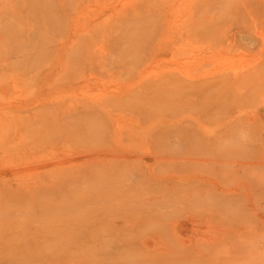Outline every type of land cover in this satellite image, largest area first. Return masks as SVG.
Returning a JSON list of instances; mask_svg holds the SVG:
<instances>
[{"label": "rangeland", "instance_id": "374dc122", "mask_svg": "<svg viewBox=\"0 0 264 264\" xmlns=\"http://www.w3.org/2000/svg\"><path fill=\"white\" fill-rule=\"evenodd\" d=\"M254 66L258 81L225 96L239 94L236 104L216 102L213 85L191 91L186 82ZM263 79L264 0H0V264H264V95L260 105L252 98ZM254 106L261 124L246 129L238 118ZM229 123L252 139L219 137L218 146L212 136Z\"/></svg>", "mask_w": 264, "mask_h": 264}, {"label": "bare ground", "instance_id": "6f19581e", "mask_svg": "<svg viewBox=\"0 0 264 264\" xmlns=\"http://www.w3.org/2000/svg\"><path fill=\"white\" fill-rule=\"evenodd\" d=\"M233 3H234V1H233ZM229 4H230V3H229ZM234 5H236V2H235ZM230 21H231V20H230ZM254 21H255V20H254ZM258 26H259V25H258ZM258 26H257V27H258ZM254 27H256L255 24H254ZM257 27H256V28H257ZM230 28H231V27H230ZM254 29H255V28H254ZM227 33H228V32H227ZM227 33H226V34H227ZM231 33H232V32H231ZM240 33H241V32H240ZM224 36H225V35H224ZM231 38H232V37H231ZM231 38H226V39L228 40V43H227V44H228V45H227L228 47H227V48H229V49L233 48V47H234V44H235L234 41L232 42V40H230ZM243 38H244V36H243ZM226 39H225V40H226ZM241 40H242V39H241ZM241 42H242V41H241ZM224 43H225V42H224ZM134 45H135V44H134ZM235 45H236V44H235ZM133 47H134V46H133ZM236 48H237V47H236ZM225 49H226V48L224 47V50H225ZM234 50H235V49H234ZM134 51H135V50H134ZM134 51H132V53H133ZM237 51H238V49H237ZM243 51H244V50H243ZM233 52H234V51H233ZM243 53H244V52H243ZM247 53H248V52H247ZM252 56H253V55H252ZM261 60H262V59H261ZM261 60H260V61H261ZM126 61H127V60H126ZM121 63H122V62H121ZM121 63H120V64H121ZM127 64H128V63H127ZM121 66H122V65H121ZM135 66H136V65H135ZM117 67H118V66H117ZM178 69H179V68H178ZM258 69H259V67L256 68V67L254 66V67H251L249 70H246V71H244V72H235V71H234L233 73H230V72H228V70L226 71L225 69H220V68H219V70L217 69V71L214 70V72L210 74V77H208L207 75H205V76H198V77H196V76H195V77H194V76H191L186 82L189 83L188 85H189V88H191V91H192V90H195L194 88L197 89V88L200 87V85L202 86V85H204V84L209 85V88L212 89V85H213V90L216 91V93H215V94H216V98H215L214 100H216V102H218V101H219V102H220V101H224V103L227 105L228 102L233 101L234 99L237 100V98H238V96H239V94H238L237 97L235 96L236 98L234 97V99H233V97H232V99H231L230 101H228V100H226V98H225V96H227V97L229 98V96L226 95V94H227V93L230 94L231 92L229 93L228 91H230V90H232V89H234V88H237V87H238V88H241V87H242L241 89H244L245 86L250 85V83H248L249 81H250V82H255V83H256V82L258 81V79L260 78L259 75L263 74L262 70H261L260 72H258V71H257ZM260 69H261V68H260ZM124 70H125V69H124ZM189 70H190V69H189ZM232 71H233V70H232ZM154 72H155V71H154ZM174 72H175V71H174ZM174 72H173V76H174V78L176 79L177 76L175 75ZM191 72H192V70H191ZM261 72H262V73H261ZM155 73H156V72H155ZM260 73H261V74H260ZM113 75H114V74H113ZM181 75H182V74H181ZM118 77H119V76H118ZM157 77H158V76H157ZM160 78H161V76H160ZM162 78H163V77H162ZM164 78H165V77H164ZM164 78H163V79H164ZM206 79H209V81H207V82H205V83H202V82L205 81ZM183 80H184V79H183ZM263 80H264V79H263ZM247 81H248V82H247ZM173 82H174V81H173ZM179 82H180V80H179ZM181 83H182V81H181ZM186 85H187V84H186ZM206 85H204V86H206ZM255 85H256V84H255ZM263 85H264V84H263ZM160 86H161V85H160ZM171 86H172V85H171ZM173 86H174V85H173ZM176 86H177V85H176ZM248 87H249V86H248ZM189 88H187V91H188ZM214 88H215L216 90H215ZM249 88H250V87H249ZM255 88H257V87L255 86L254 89H253V87H252L253 91L256 90ZM118 89H119V88H118ZM118 89H117V90H118ZM160 89H161V88H160ZM180 89H182V88H180ZM211 89H209V90H211ZM173 90H174V89H173ZM177 90H178V89H177ZM183 90H184V89H183ZM198 90H199V89H198ZM209 90H208V91H209ZM145 91H146V90H145ZM187 91H186V92H187ZM191 91H190V92H191ZM201 91H202V90H201ZM214 91H211V92H214ZM238 91H239V90H238ZM238 91H237V92H238ZM249 91H252V90L250 89ZM249 91H247V92L249 93ZM258 91H259V90H258ZM174 92H175V91H174ZM182 92H183V91H182ZM193 92H194V91H193ZM116 93H117V92H116ZM157 93H158V92H157ZM177 93H178V92H177ZM180 93H181V92H180ZM187 93H188V92H187ZM191 93H192V92H191ZM191 93H190V94H191ZM239 93H240V92H239ZM245 93H246V92H245ZM250 93H251V92H250ZM255 93H256V92H255ZM165 94H166V93H165ZM169 94H170V93H169ZM172 94H174V93H172ZM188 94H189V93H188ZM194 94H195V93H194ZM197 94H199L198 91H197ZM203 94H204V93H203ZM205 94H206V93H205ZM209 94H210V93H209ZM136 95H137V94H136ZM163 95H164V93H163ZM175 95H176V94H175ZM175 95H174V96H175ZM236 95H237V94H236ZM250 95H251V94H247V95H246V98H247V96H248V98H249ZM263 95H264V88H263V90H261L260 93L257 92L256 94H254V96H252V98H253V102L255 101V103H256V104L254 103L255 105H260L259 103H261V102L263 101V99H260V97H262ZM165 96H166V95H165ZM171 96H172V95H171ZM182 96H183V94H182ZM189 96H190V95H189ZM232 96H234V95H232ZM135 97H136V96H135ZM149 97H150V96H149ZM161 97H162V96H161ZM166 97H167V96H166ZM172 97H173V96H172ZM183 97H184V96H183ZM205 97H206V95H205ZM109 98H110V97H109ZM169 98H170V96H169ZM174 98H175V97H174ZM223 98H224V99H223ZM246 98H244V99L246 100ZM197 99H200V98H197ZM244 99H243V101H245ZM93 100H94V99H93ZM134 100H135V99H134ZM147 100H148V99H147ZM156 100H157V99H156ZM170 100H171V99H170ZM179 100H180V98H179ZM191 100H192V99H191ZM210 100H212V97L210 98ZM210 100H209V102H210ZM99 101H101V100H99ZM120 101H121V100H120ZM227 101H228V102H227ZM240 101H241V99H240ZM243 101H242V102H243ZM249 101H250V100H249ZM83 102H84V101H83ZM207 102H208V100H207ZM117 103H118V102H117ZM173 103H174V102H173ZM232 103H235V104H236V101H235V102L233 101ZM245 103H246V101H245ZM128 104H129V103H128ZM157 104H158V102H157ZM206 104H207V103H206ZM216 104H217V103H216ZM225 104H223V105H225ZM230 104H231V102H230ZM235 104H232V106L235 105ZM240 104H241V103H240ZM141 105H142V104H141ZM199 105H200V104H199ZM220 105H221V104H220ZM242 105H243V103H242ZM246 105H247V103H246ZM145 106H146V105H145ZM154 106H155V105H154ZM154 106H153V107H154ZM240 106H241V105H240ZM163 107H164V106H163ZM174 107H175V106H174V104H173V108H172V109H174ZM177 107H178V106H177ZM200 107H201V105H200ZM202 107H203V106H202ZM226 107H228V106H226ZM236 107H238V105H236ZM248 107H249V106H248ZM263 107H264V105H263ZM112 108H113V107H112ZM131 108H132V107H131ZM145 108H146V107H145ZM148 108H149V107H148ZM148 108H147V109H148ZM160 108H161V106H160ZM167 108H168V106H167ZM191 108H192V106H191ZM215 108H216V107H215ZM228 108H229V107H228ZM232 108H235V106L232 107ZM246 108H247V107H246ZM246 108H245V109H246ZM250 108H251V107H250ZM252 108H253V105H252ZM252 108H251V109H252ZM72 109H73V108H72ZM122 109H123V108H122ZM156 109H157V108H156ZM180 109H181V108H180ZM189 109H190V108H189ZM77 110H78V109H77ZM149 110H150V109H149ZM151 110H152V109H151ZM170 110H171V109H170ZM170 110H169V111H170ZM185 110H186V109H185ZM215 110H217V109H215ZM222 110H223V109H222ZM222 110L219 109L218 112H216V113L218 114L219 111H222ZM240 110H241V109H240ZM240 110H238V111H240ZM249 110H250V109H249ZM116 111H117V110H116ZM135 111H136V110H135ZM147 111H148V110H147ZM157 111H158V109H157ZM159 111H160V110H159ZM198 111H199V110H198ZM200 111H201V110H200ZM213 111H214V110H213ZM213 111H212V112H213ZM232 111H233V110H232ZM243 111H244V109H243ZM250 111H253V112H254L252 115H251L252 112L249 114V115H251L250 117H245L246 115L243 117V115H242L241 118H238L239 122L241 123V126L244 127V128H246V129H247V128H248V129H252V128H250L252 125L254 126V125L258 124V125H256V126H259V125L261 124V123L259 124L260 119L262 118V115H260L261 112H262L261 109H259L257 106H254V110H250ZM122 112H123V111H122ZM127 112H128V111H127ZM160 112H162V111H160ZM160 112H159V113H160ZM174 112H175V110H174ZM179 112H180V111H179ZM195 112H196V111H195ZM202 112H203V111H202ZM223 112H225V109H224ZM234 112H235V111H234ZM240 112H241V111H240ZM130 113H131V112H130ZM155 113H158V112H155ZM168 113H169V112H168ZM186 113H187V112H186ZM200 113H201V112H200ZM220 113H221V112H220ZM220 113H219V116H222ZM236 113H237V110H236ZM245 113H246V112H245ZM138 114H139V113H138ZM176 114L178 115V113H176ZM208 114H209V113H208ZM208 114H207V115H208ZM212 114H213V113H212ZM212 114H211V115H212ZM239 114H240V113H239ZM242 114H244V112H243ZM79 115H80V114H79ZM86 115H87V114H86ZM164 115H165V114H164ZM215 115H216V114H215ZM215 115H213L214 118H213L212 120H215ZM233 115L235 116L234 113H233ZM247 115H248V114H247ZM108 116H109V115H108ZM137 116H138V115H137ZM159 116H160V115H159ZM167 116H168V115H167ZM219 116H217V118H218ZM227 116H228V115H227ZM86 117H87V116H86ZM176 117H177V116H176ZM202 117H203V116H202ZM202 117H201V118H202ZM209 117H210V115H209ZM224 117H225V115H224ZM228 117H229V116H228ZM236 117H237V116H236ZM63 118H64V117H63ZM72 118H73V117H72ZM210 118H211V117H210ZM210 118H206V120H207V119L209 120ZM69 119H70V118H69ZM78 119H79V118H78ZM149 119H150V118H149ZM202 119H203V118H202ZM186 120H187V119H186ZM222 120H224V119L222 118ZM225 120H226V119H225ZM96 121H97V118H96ZM209 121H211V119H210ZM209 121H208V122H209ZM227 121H228V119L226 120V122H227ZM76 122H77V121H76ZM188 122H189V121H188ZM188 122H185V124L188 123ZM200 122H201V121H200ZM226 122H225V123H226ZM235 122H236V120L234 121L233 124H234V125H237L238 123L236 124ZM237 122H238V121H237ZM79 123H80V122H79ZM96 123H97V122H96ZM144 123H145V122H144ZM189 123H190V122H189ZM203 123H204V122H203ZM240 123H239V124H240ZM73 124H74V123H73ZM77 124H78V123H77ZM93 124H94V122H93ZM195 124H196V123H195ZM206 124H207V123H206ZM226 124H228V123H226ZM117 125H118V123H117ZM173 125H174V124H173ZM173 125H172V126H173ZM178 125H179V124H178ZM186 125H187V124H186ZM189 125H190V124H188L187 127H189ZM200 125H201V124H200ZM207 125H208V124H207ZM74 126H75V125H74ZM99 126H100V125H97V126H96V124H95L94 127H97V128H98ZM105 126H106V125H105ZM107 126H108V125H107ZM166 126H167V124H166ZM191 126H192V125H191ZM221 126H222V124H221ZM232 126H233V125H232V124L230 125V123H229V126L227 125V126L224 127V129L222 128V130H219V132L213 134L212 137L214 138V136H215V139H216L215 141H216V143L218 142V139H217V138H219V137H220V138H225V139L228 138V139L236 140V141H247V140H249V138H251L250 136H246L245 133H243V134L236 133V132H238L236 128H235V129H236V132H234L233 129H231ZM85 127H86V131H85V132H88V131H89L90 133H91V132H92V133L94 132L93 129H92L91 127H89V126H85V124H81V125H79L77 128H78V130H81L82 133H83V130H85ZM173 127H174V126H173ZM179 127H180V126H179ZM196 127H197V126H196ZM206 127H207V126H206ZM242 127H240V128H242ZM100 128H102V126H101ZM167 128H168V129H172L171 127H167ZM177 128H178V126H177ZM180 128H181V127H180ZM191 128H193V127H191ZM194 128H195V127H194ZM212 128H213V127H212ZM237 128H238V125H237ZM173 129H174V128H173ZM178 129H179V128H178ZM188 129H189V128H188ZM195 129H196V128H195ZM235 129H234V130H235ZM246 129H245V130H246ZM64 130H65V129H64ZM110 130H112V129H110ZM110 130H109L108 132H110ZM166 130H167V129H165L164 131H166ZM179 130L181 131V129H179ZM241 130H243V129H241ZM252 130H253V129H252ZM192 131H195V130L192 129ZM192 131H186V132H192ZM206 131H207V130H206ZM209 131H211V130H209ZM214 131H215V130H214ZM246 131H249V130H246ZM257 131H259V130H257ZM125 132H126V131H125ZM168 132H169V135H170L171 130L168 131ZM172 132H173V131H172ZM172 132H171V133H172ZM196 132H197V130H196ZM207 132H208V131H207ZM105 133H106V132H105ZM117 133H118V132H117ZM166 133H167V132H166ZM176 133H177V131L175 132V134H176ZM192 133H193V132H192ZM213 133H214V132H213ZM247 133H248V132H247ZM87 134H88V133H87ZM95 134L97 135L98 133H95ZM156 134H158V136H157ZM156 134H155V137H159L160 134H159V133H156ZM201 134H202V133H201ZM252 134H253V133H252ZM103 135H104V133H103ZM123 135H124V134H123ZM143 135H144V134H143ZM184 135H185V133H184ZM186 135H188V134H186ZM255 135H256V134H255ZM255 135L253 134V136H255ZM92 136H93V135H92ZM175 136L177 137V135H175ZM178 136H179V135H178ZM189 136H190V135H189ZM191 136H192V135H191ZM191 136H190V137H191ZM198 136H200L199 131H198ZM74 137H75V136H74ZM103 137H104V136H103ZM152 137H153V136H152ZM164 137L166 138L167 135H164ZM168 137H169V136H168ZM168 137H167V138H168ZM171 137H172V135H171ZM171 137H169V140H170ZM180 137H181V136H180ZM185 137H186V136H185ZM193 137H194V136H193ZM202 137H203V136H202ZM202 137L200 136V138H202ZM92 138H93V137H92ZM92 138H91V139H92ZM104 138H105V137H104ZM124 138H126V136H124ZM181 138H182V137H181ZM183 138H184V137H183ZM187 138H189V137H187ZM191 138H192V137H191ZM194 138L196 139L197 137H194ZM253 138H254V137H253ZM262 138H264V136H263ZM93 139H95V138H93ZM97 139H98V138H97ZM102 139H103V138H102ZM154 139H155V138H154ZM174 139H175V138H174ZM174 139H173V140H174ZM177 139H178V138H176L175 140H177ZM209 139H210V138H209ZM228 139H227V141H228ZM251 139H252V138H251ZM256 139H257V138H256ZM121 140H122V139H121ZM121 140H120V141H121ZM156 140H158V138H156ZM171 140H172V139H171ZM173 140H172V143H174ZM178 140H179V139H178ZM183 140H184V139H183ZM188 140H190V138H189ZM222 140H223V139H222ZM222 140H221V141H222ZM231 140H230V141H231ZM167 141H168V139H167ZM186 141H187V140H186ZM195 141H196V140H195ZM197 141H198V140H197ZM202 141H203V139H202ZM202 141H201V142H202ZM87 142H88V141H87ZM115 142H116V141H115ZM121 142H122V141H121ZM159 142H160V140H159ZM169 142H170V141H169ZM189 142H190V141H188V143H189ZM77 143H78V142H77ZM88 143H89V142H88ZM93 143H94V142H93ZM95 143H97V142H95ZM118 143H119V142H118ZM130 143H131V142H130ZM163 143H165V140H163ZM191 143H192V141H191ZM214 143H215V142H214ZM226 143H228V142H226ZM226 143H225V144H226ZM71 144H72V143H71ZM90 144L92 145V143H90ZM160 144H161V146H162V143H160ZM193 144H194V143H193ZM202 144H203V142H202ZM217 144H218V146H221V147L223 148V145H220L219 143H217ZM217 144H216V147L220 149L221 147H218ZM230 144H231V143H230ZM239 144H240V143H239ZM245 144H246V143H245ZM65 145H66V144H65ZM73 145H74V144H73ZM93 145H94V144H93ZM105 145H106V144H105ZM107 145H108V144H107ZM111 145H112V144H111ZM114 145H115V144H114ZM164 145H165V144H164ZM197 145H198V144H196L195 146H197ZM88 146H89V145H88ZM119 146H120V145H119ZM128 146H129V145H128ZM154 146H155V145H154ZM159 146H160V145H159ZM159 146L157 145L158 148H159ZM225 146H227V144H226ZM228 146H229V145H228ZM234 146H236V145H234ZM89 147H90V146H89ZM124 147H125V146H124ZM135 147H136V146H135ZM163 147L165 148V146H163ZM163 147H162V148H163ZM212 147H213V146H212ZM214 147H215V146H214ZM229 147H230L229 149L231 150V147H232V146L230 145ZM242 147H243V146H242ZM166 148H167V147H166ZM168 148L170 149V147H168ZM189 148H190V147H189ZM217 148H216V149H217ZM222 148H221V150H222ZM186 149H187V148H186ZM191 149H192V148H191ZM200 149H201V148H200ZM214 149H215V148H214ZM216 149H215V151H216ZM229 149H228V150H229ZM236 149H237V148H235V149H233V150H236ZM86 150H87V149H86ZM165 150H167V149H165ZM224 150H225V149H224ZM84 151H85V150H84ZM159 151H160V149H159ZM167 151H168V150H167ZM167 151L164 152V153H168ZM85 152H86V151H85ZM92 152H93V151H92ZM95 152H96V151H95ZM100 152H102V151H100ZM189 152H190V151H189ZM217 152H218V151H217ZM220 152H221V151H220ZM80 153H81V152H80ZM83 153H84V152H83ZM87 153H91V152H89V150H88ZM107 153H108V152H107ZM115 153H116V152H115ZM148 153H149V152H148ZM176 153H177V152H176ZM183 153H184V152H183ZM215 153H216V152H215ZM84 154H85V153H84ZM108 154H109V153H108ZM130 154H131V153H130ZM185 154H186V153H185ZM216 154H217V153H216ZM230 154H231V153H230ZM236 154H237V153H236ZM240 154H241V153H240ZM246 154H247V153H246ZM161 155H162V153H161ZM161 155H160V156H161ZM165 155H166V154H165ZM167 155H168V154H167ZM206 155H207V154H206ZM219 155H220V153H219ZM231 155H232V154H231ZM238 155H239V154H238ZM243 155H244V153H243ZM113 156H114V155H113ZM121 156H122V155H121ZM131 156H132V155H131ZM131 156H130V157H131ZM190 156H191V155H190ZM223 156H224V154H223ZM227 156H228V154H227ZM233 156H234V155H233ZM235 156H236V155H235ZM82 157H83V156H82ZM125 157H126V156H125ZM140 157H141V156H140ZM173 157H174V156H173ZM173 157H172V158H173ZM185 157H186V156H185ZM207 157H210V156L207 155ZM132 158H133V157H132ZM158 158H159V157H158ZM165 158H166V157H165ZM188 158H189V157H187V159H188ZM197 158H198V157H197ZM213 158H214V157H213ZM225 158H226V157H225ZM85 159H86V158H85ZM95 159H96V158H95ZM101 159H102V157H101ZM120 159H121V158H120ZM124 159H125V158H124ZM162 159H163V158H162ZM162 159L160 158V160H162ZM166 159H167V158H166ZM169 159H170V158H169ZM169 159H168V160H169ZM173 159H174V158H173ZM222 159H223V158H222ZM233 159H235V158L233 157ZM160 160H159V162L161 163ZM174 160H176V159H174ZM182 160H184V159L182 158ZM189 160H190V159H188V161H189ZM223 160H224V159H223ZM225 160H227V159H225ZM84 161H85V160H84ZM90 161H91V160H90ZM107 161H108V160H107ZM111 161H112V160H111ZM155 161H156V160H155ZM162 161H164V160H162ZM165 161H166V160H165ZM194 161H195V160H194ZM198 161H199V159H198ZM203 161H204V160H203ZM208 161H209V160H208ZM210 161H211V160H210ZM214 161H215V159H214ZM232 161H233V160H232ZM232 161H230V162H232ZM85 162H86V161H85ZM95 162H97V161H95ZM108 162H109V161H108ZM108 162H107V163H108ZM113 162H114V161H113ZM123 162H124V161H123ZM134 162H135V161H134ZM196 162H197V160H196ZM222 162H223V161H222ZM224 162H225V161H224ZM224 162H223V163H224ZM79 163H80V162H79ZM87 163H88V162H87ZM90 163H91V162H90ZM105 163H106V162H105ZM201 163H202V162H201ZM97 164H98V163H97ZM101 164H102V163H101ZM184 164H185V163H184ZM188 164H189V166H191L190 163H187V165H188ZM193 164H194V163H193ZM206 164H208V163H206ZM228 164H229V163H228ZM228 164H227V166H228ZM71 165H72V164H71ZM85 165H86V164H85ZM99 165H100V164H99ZM107 165H108V164H107ZM156 165H157V163H156ZM165 165H166V164H164V166H165ZM196 165H197V164H196ZM201 165H202V164H201ZM204 165H205V164H204ZM212 165L214 166V164H212ZM222 165H223V164H222ZM97 166H98V165H97ZM100 166H101V165H100ZM105 166H106V165H105ZM109 166H110V165H109ZM113 166H114V165H113ZM166 166H167V165H166ZM180 166H181V165H180ZM198 166H199V164H198ZM198 166H197V167H198ZM219 166H220V165H219ZM231 166H232V164H231ZM239 166H241V165H239ZM246 166H247V165H246ZM255 166H256V165H255ZM94 167H95V166H94ZM101 167H102V166H101ZM175 167H176V166H175ZM178 167H179V166H178ZM187 167H188V166H186L185 169H186ZM191 167H192V169H193L194 165H192ZM199 167H200V166H199ZM199 167H198L199 171H202ZM206 167H207V166H206ZM232 167H233V166H232ZM159 168H160V167H159ZM164 168H165V167H164ZM194 168H195V167H194ZM214 168H215V167H214ZM221 168H222V167H221ZM108 169H109V168H108ZM110 169H111V170H110V172H111V171H112V168H110ZM179 169H180V168H179ZM208 169H209V168H208ZM219 169H220V168H219ZM219 169H218V171H220ZM86 170H87V169H86ZM114 170H115V169H114ZM181 170H182V167H181ZM181 170H180V171H181ZM187 170H190V167H188ZM78 171H79V170H78ZM159 171H160V170H159ZM161 171H162V170H161ZM165 171H166V170H165ZM172 171H173V170H172ZM174 171H176V170H174ZM177 171H178V170H177ZM177 171H176V172H177ZM183 171H184V170H183ZM183 171H182V172H183ZM208 171H210V170H208ZM214 171H215V170H214ZM214 171H211V173H215V175H216V172H214ZM73 172H74V171H73ZM83 172H85V171H83ZM105 172H106V171H105ZM113 172H114V171H113ZM124 172H125V171H124ZM163 172H164V170H163ZM168 172H170V170H169ZM182 172H181V173H182ZM193 172H194V171H193ZM74 173H75V172H74ZM100 173H101V172H100ZM118 173H119V172H118ZM183 173H185V172H183ZM187 173H188V171H187ZM202 173H203V171H202ZM211 173H210V174H211ZM80 174H82V173H80ZM109 174H110V173L108 172V175H109ZM163 174H164V173H163ZM166 174H168V173H166ZM179 174H180V173H179ZM208 174H209V172H208ZM220 174H221V173H220ZM223 174H224V173H223ZM74 175H75V174H74ZM82 175H83V174H82ZM103 175H104V174H103ZM108 175H107V176H108ZM114 175H115V173H114ZM147 175H148V174H147ZM185 175H186V173H185ZM212 175H213V174H212ZM212 175H211V176H212ZM104 176H105V175H104ZM181 176H184V174H183V175H180L179 177H181ZM228 176H229V175H228ZM228 176L226 175V177H228ZM85 177H86V176H85ZM93 177H94V176H93ZM175 177H176V176H175ZM214 177H215V176H214ZM144 178H145V177H144ZM218 178H219V177H218ZM222 178H223V177H222ZM81 179H82V178H81ZM99 179H100V178H99ZM183 179H184V177H183ZM224 179H225V177H224ZM89 180H90V179H89ZM144 180H145V179H144ZM185 180H186V179H185ZM187 180H188V179H187ZM197 180H198V179H197ZM219 180H220V179H219ZM221 180H222V179H221ZM91 181H93V180H91ZM161 181H162V180H161ZM26 182H27V181H26ZM79 182H80V181H78L77 183H79ZM82 182H83V181H82ZM88 182H89V181H88ZM187 182H188V181H187ZM203 182H204V181H203ZM86 183H87V181H86ZM191 183H192V182H191ZM223 183H224V182H223ZM83 184H84V183H83ZM149 184H150V183H149ZM157 184H158V183H157ZM80 185H81V184H80ZM85 185H88V184H85ZM97 185H98V184H97ZM142 185H143V184H142ZM151 185H152V183H151ZM153 185H154V184H153ZM182 185H183V184H182ZM78 186H79V184H78ZM92 186H93V185H92ZM98 186H99V185H98ZM172 186H174V185H172ZM177 186H179V185L177 184ZM183 186L185 187V185H183ZM72 187H74V186H72ZM81 187H82V185H81ZM192 187H193V186H192ZM79 188H80V187H79ZM85 188H86V187H85ZM145 188H146V187H145ZM149 188H150V187H149ZM149 188H147V189L149 190ZM152 188H153V187H152ZM155 188H156V189H159L160 187H155ZM162 188H163V187H162ZM167 188H168V187H167ZM167 188H166V189H167ZM171 188L173 189L174 187H171ZM171 188H170V189H171ZM176 188H177V187H176ZM176 188H174V189L176 190ZM179 188H182V187H179ZM194 188H195V187H194ZM80 189H81V188H80ZM80 189H79V190H80ZM94 189H95V188H94ZM139 189H140V188H139ZM156 189H155V192L158 191V190H156ZM182 189H183V188H182ZM226 189H228V188H226ZM226 189H225V190H226ZM81 190H82V189H81ZM81 190H80V191H81ZM83 190H84V188H83ZM85 190H87V189H85ZM151 190H152V189H150V191H151ZM160 190H162V189L160 188ZM167 190H169V189H167ZM175 190H172V191H175ZM183 190H184V189H183ZM187 190H188V188H187ZM228 190H229V189H228ZM88 191H89V190H88ZM164 191H165V195H167V194H166V190H164ZM179 191H180V190H179ZM179 191H178V188H177V192H178V193H179ZM195 191H196V190H195ZM208 191H209V190H208ZM85 192H86V191H85ZM131 192H132V191H131ZM143 192H144V191H143ZM160 192H161V191H160ZM170 192H171V191H170ZM180 192H181V191H180ZM185 192H187V191H185ZM203 192H204V191H203ZM203 192L200 191V193H203ZM213 192H214V190H213ZM82 193H83V192H82ZM171 193H172V192H171ZM181 193H182V192H181ZM197 193H198V192H197ZM78 194H79V193H78ZM143 194H144V193H143ZM172 194H174V193H172ZM205 194H206V192H205ZM207 194L209 195V193H207ZM214 194H215V193H214ZM2 195H5V194H2ZM85 195H86V194H85ZM153 195H154V194H153ZM159 195H160V194H159ZM163 195H164V194H163ZM181 195H183V194H181ZM193 195H194V194H193ZM193 195H192V197H193ZM196 195H197V194H196ZM208 195H207V196H208ZM75 196H76V195H75ZM80 196H81V195H80ZM86 196H88V195H86ZM90 196H91V195H90ZM97 196H98V195H97ZM199 196H200V195H199ZM199 196H198V197H199ZM82 197H83V196H82ZM147 197H148V196H147ZM147 197H146V198H147ZM155 197H157V196H155ZM165 197H166V196H165ZM165 197H164V198H165ZM175 197H177V195H176ZM175 197H173V198H175ZM182 197H183V196H182ZM184 197H185V195H184ZM188 197H189V196H188ZM205 197H206V196H205ZM161 198H163V197H161ZM173 198H172V199H173ZM179 198H180V200H181V197H179ZM179 198H178V199H179ZM206 198H207V200H209L208 197H206ZM206 198H205V199H206ZM125 199H126V198H125ZM154 199H155V198H154ZM191 199H192V198H191ZM203 199H204V197H203ZM205 199H204V201H206ZM10 200H11V199H10ZM88 200H89V199H88ZM143 200H144V198H143ZM150 200H151V199H150ZM157 200H158V199H157ZM167 200H168V199H167ZM175 200H176V199H175ZM197 200H198V199H197ZM211 200H212V199H211ZM73 201H74V200H73ZM147 201H148V200H147ZM151 201H153V200H151ZM154 201H155V200H154ZM154 201H153V203H154ZM158 201H161V200H158ZM163 201H164V200H163ZM173 201H174V200H173ZM176 201H177V200H176ZM182 201H183V200H182ZM191 201H192V200H191ZM193 201H194V200H193ZM220 201H221V200H220ZM124 202H125V201H124ZM127 202H128V201H127ZM129 202H130V201H129ZM131 202H132V201H131ZM135 202H136V201H135ZM167 202H168V201H167ZM178 202H180V201H178ZM225 202H226V201H225ZM65 203H66V202H65ZM69 203H71V202H69ZM91 203H93V202H91ZM111 203H112V202H111ZM136 203H137V202H136ZM147 203H148V204H151V203H149V202H147ZM153 203H152V204H153ZM188 203H189V202H188ZM188 203H187V205H188ZM192 203H193V202H192ZM211 203H212V202H211ZM214 203H215V202H214ZM227 203H228V202H227ZM89 204H90V203H89ZM140 204H141V202H140ZM143 204H144V202H143ZM161 204H162V203H161ZM183 204H184V203H183ZM183 204L179 203V205H182V207H183ZM194 204H195V201H194ZM199 204H200V203H198V205H199ZM205 204H206V203H205ZM208 204H209V203H208ZM223 204H224V202H223ZM230 204H231V203H230ZM69 205H70V204H69ZM117 205H118V204H117ZM165 205H166V204H165ZM165 205H164V206H165ZM172 205H175V204L173 203ZM187 205H186V206H187ZM228 205H229V203H228ZM113 206H114V205H113ZM113 206H112V207H113ZM134 206H135V205H134ZM139 206H140V205H139ZM167 206H168V205H167ZM186 206H184V207H186ZM188 206H192L191 203H190ZM223 206H224V205H223ZM89 207H90V206H89ZM93 207H94V206H93ZM116 207H117V206H116ZM116 207H115V208H116ZM130 207H131V206H130ZM145 207H146V206H145ZM162 207H163V206H162ZM169 207H170V206H169ZM178 207H179V206H178ZM192 207H193V206H192ZM118 208H119V207H118ZM174 208H176V207H174ZM186 208H187V207H186ZM190 208H191V207H190ZM195 208H197V207H195ZM71 209H72V208H71ZM79 209H80V208H79ZM79 209H78V210H79ZM121 209H122V208H121ZM123 209H124V208H123ZM148 209H149V208H148ZM154 209H155V208H154ZM158 209H159V208H158ZM163 209H164V208H163ZM165 209H166V208H165ZM169 209L171 210V209H173V208H169ZM176 209H177L176 212H177V211H178V212L180 211V210H178L179 208H176ZM181 209H182V208H181ZM183 209H184V208H183ZM183 209H182V210H183ZM188 209H189V207H188ZM205 209H207V207H206ZM75 210H76V209H75ZM81 210H82V209H81ZM85 210H86V209H85ZM125 210L127 211V209H124V211H125ZM128 210H129V209H128ZM130 210H132V209H130ZM134 210H135V209H134ZM139 210H140V209H139ZM145 210H146V209H145ZM149 210H151V209H149ZM170 210L167 209V211H170ZM173 210H174V209H173ZM173 210H172V211H173ZM182 210H181L179 213H182ZM185 210H186V209H185ZM190 210H191V212H194V214H195L196 211H193L192 208H191V209H189L188 212H190ZM1 211H2V210H1ZM79 211H80V210H79ZM100 211H101V210H100ZM100 211H99V212H100ZM105 211H106V210H105ZM122 211H123V210H122ZM140 211H141V210H140ZM146 211H147V210H146ZM156 211H157V210H156ZM156 211H155V212H156ZM159 211H160V210H159ZM159 211H158V212H159ZM167 211H166V213H168ZM85 212H86V211H85ZM99 212H98V213H99ZM108 212H109V211H108ZM111 212H112V211H111ZM113 212H114V210H113ZM133 212H134V211H133ZM170 212H171V211H170ZM170 212L167 214V216H168V215L170 216V214H171ZM178 212H177V213H178ZM184 212H185V213H184ZM184 212H183V213L185 214V216H186V215L188 216V214H190V213H187V214H186V211H184ZM13 213H14V212H13ZM116 213H117V212H116ZM156 213H157V212H156ZM161 213H162V211H161ZM172 213H173V212H172ZM179 213H178V214H179ZM197 213L199 214L200 211H198ZM207 213H208V212H207ZM231 213H232V212H231ZM82 214L84 215V212H83V211H82ZM123 214H125V213H123ZM147 214H148V213H147ZM151 214H152V213H151ZM163 214H164V217H166L164 212H163ZM163 214H162V215H163ZM178 214H175V215L173 214L172 216L176 218V217H177L176 215H178ZM184 214H183V215H184ZM198 214H197V215H198ZM200 214H201V213H200ZM203 214H205V213H203ZM210 214H211V213H210ZM69 215H71V214H69ZM79 215H80V214H79ZM107 215H108V214H107ZM109 215H111V214H109ZM125 215H126V214H125ZM140 215H141V214H140ZM156 215H157V214H156ZM205 215H206V214H205ZM228 215H229V214H228ZM93 216H94V215H93ZM98 216H99V215H98ZM138 216H139V215H138ZM154 216H155V215H154ZM159 216H161V215H159ZM169 216H168V218H169ZM178 216H179V215H178ZM180 216H181V214H180ZM199 216H200V215H199ZM230 216H231V215H230ZM230 216H229V217H230ZM62 217H63V216H62ZM79 217H80V216H79ZM155 217H156V216H155ZM173 217H172V218H173ZM190 217H191V216H190ZM190 217H189V218H190ZM200 217H201V216H200ZM75 218H76V217L74 216V219H73V220H77V219H75ZM85 218L87 219V217H85ZM89 218H90V217H89ZM91 218H92V217H91ZM91 218H90V219H91ZM123 218H124V217H123ZM123 218H122V219H123ZM132 218H133V217H132ZM147 218H148V217H147ZM152 218H153V217H152ZM166 218H167V217H166ZM170 218H171V217H170ZM187 218H188V217H187ZM231 218H232V217H231ZM231 218H230V219H231ZM239 218H240V217H239ZM239 218H238V219H239ZM7 219H8V218H7ZM15 219H16V218H15ZM109 219H111V217H110ZM126 219H127V217H126ZM133 219H134V218H133ZM141 219H142V218H141ZM158 219H159V218H158ZM164 219H165V218H164ZM177 219H178V218H177ZM200 219H201V218H200ZM228 219H229V218H228ZM233 219H234V218H233ZM233 219H231V221H233ZM240 219H241V218H240ZM25 220H27V219H25ZM63 220H64V219H63ZM79 220L81 221V220H82V217H81ZM95 220H96V219H95ZM104 220H105V219H104ZM124 220H125V219H123V221H124ZM148 220H149V219H148ZM172 220H173V219H172ZM193 220H194V219H193ZM23 221H24V220H23ZM27 221H28V220H27ZM99 221H100V220H99ZM127 221H128V220H127ZM139 221H140V220H139ZM145 221H147V220H145ZM151 221L153 222V220H151ZM161 221H162V219H161ZM161 221H160V222H161ZM165 221H166V220H165ZM167 221H168V220H167ZM170 221H171V220H170ZM196 221H197V220H196ZM199 221H200V220H199ZM204 221H205V220H204ZM28 222H29V221H28ZM72 222H73V221H72ZM104 222H106V221H104ZM108 222H109V221H108ZM111 222H112V221H111ZM124 222H125V221H124ZM175 222H176V219H175ZM78 223H79V222H77V224H78ZM143 223H144V222H143ZM75 224H76V223H75ZM83 224H84V223H83ZM87 224H88V223H86V225H87ZM89 224H90V222H89ZM150 224H151V223H150ZM150 224H149V225H150ZM153 224H154V222H153ZM167 224H168V223H167ZM172 224H174V223H172ZM172 224H171V226H172ZM213 224H214V223H213ZM249 224H250V223H249ZM73 225H74V224H73ZM154 225H155V224H154ZM158 225H159V224H158ZM158 225H157V226H158ZM160 225L163 226V225H164V221H162V224H160ZM165 225H166V224H165ZM165 225H164V226H165ZM174 225H175V224H174ZM240 225H241V224H240ZM81 226H82V225H81ZM81 226H80V227H81ZM91 226H92V224H91ZM108 226H109V225H108ZM146 226H147V225H146ZM161 226H159L158 231L163 232V231L160 230V229H161ZM205 226H206V225H205ZM95 227H96V226H95ZM97 227H98V226H97ZM141 227H142V226H141ZM246 227H248V226H246ZM77 228H78V227H77ZM93 228H94V227H93ZM134 228H137V227H134ZM147 228H148V227H147ZM147 228H145V229L147 230ZM205 228H206V230H207V227H205ZM86 229H87V228H86ZM119 229H121V228H119ZM165 229H166V226H165ZM165 229H164V230H165ZM169 229H170V228H169ZM83 230H84V229H83ZM83 230H82V231H83ZM95 230H96V229H95ZM121 230H122V229H121ZM124 230H125V229H124ZM63 231H64V230H63ZM66 231H67V230H66ZM78 231H79V230H78ZM82 231H81V232H82ZM99 231H100V230H99ZM101 231H102V230H101ZM125 231H126V230H125ZM127 231H128V230H127ZM148 231H149V230H148ZM158 231H157V234H158ZM203 231H204V229H203ZM52 232H53V231H52ZM71 232H72V231H71ZM83 232H84V231H83ZM87 232H88V230H87ZM102 232H103V231H102ZM106 232H107V231H106ZM131 232H132V231H131ZM138 232H139V231H138ZM145 232H147V231H145ZM207 232H208V231H207ZM64 233H65V232H64ZM77 233H78V232H77ZM77 233L75 232V234H77ZM79 233H80V232H79ZM91 233H92V232H91ZM100 233H101V232H100ZM104 233H105V231H104ZM164 233H165V232H164ZM168 233H169V232H168ZM53 234H56V231H55V233H53ZM80 234H81V233H80ZM80 234H78V235H80ZM96 234H97V233H96ZM108 234H110V231H109ZM108 234H107V237H108ZM115 234H116V233H115ZM115 234H114V235H115ZM126 234H127V233H126ZM149 234H150V233H149ZM153 234H154V233H153ZM203 234H204V233H203ZM64 235H65V234H64ZM68 235H69V234H68ZM91 235H92V234H91ZM100 235H101V234H100ZM102 235H103V234H102ZM169 235H170V234H166V236H169ZM210 235H211V234H210ZM56 236H58V235H56ZM105 236H106V235H105ZM125 236H126V235H125ZM125 236H124V237H125ZM136 236H137V235H136ZM136 236H135V237H136ZM163 236L166 237L165 235H163ZM177 236H178V235H177ZM261 236H262V235H261ZM261 236H259L260 239H261ZM69 237H71V236L69 235ZM80 237H81V236H80ZM93 237H94V236H93ZM98 237H99V236H98ZM157 237H158V236H157ZM174 237H175V236H174ZM193 237H194V236H193ZM257 237H258V236H257ZM104 238H105V237H104ZM118 238H119V237H118ZM169 238H170V236H169ZM211 238H212V237H211ZM215 238H216V237H215ZM2 239H3V238H2ZM2 239H1V240H2ZM71 239H72V237H71ZM94 239H95V238H94ZM97 239H98V238H97ZM122 239L125 240V238H122ZM127 239H128V238H127ZM174 239H175V238H174ZM174 239H173V241H174ZM181 239H182V237H181ZM183 239H184V238H183ZM189 239H190V238H189ZM213 239H214V238H213ZM1 240H0V241H1ZM102 240H103V238H102ZM107 240H108V239H107ZM160 240H161V239H160ZM4 241H5V240H4ZM62 241H64V240H62ZM67 241H68V240H67ZM72 241L74 242V240H72ZM92 241H93V240H92ZM98 241H99V240H98ZM173 241H172V242H173ZM175 241H176V240H175ZM188 241H189V240H188ZM208 241H209V240H208ZM75 242H76V241H75ZM103 242H104V241H103ZM114 242H116V241H114ZM177 242H178V241H177ZM177 242H176V243H177ZM180 242H181V241H180ZM184 242H185V241H184ZM186 242H187V241H186ZM194 242H195V241H194ZM2 243H3V242H2ZM63 243H64V242H63ZM63 243H62V245H63ZM94 243H95V242H94ZM112 243H113V242H112ZM67 244H68V243H67ZM91 244H92V243H91ZM97 244H98V243H97ZM116 244H117V243H116ZM140 244H141V243H140ZM159 244H160V243H159ZM178 244H179V243H178ZM178 244H177V245H178ZM181 244H183V243L181 242ZM181 244H180V246H182ZM188 244H189V243H188ZM200 244H201V243H200ZM206 244H207V242H206ZM209 244H210V242H209ZM0 245H1V244H0ZM3 245H4V244H3ZM3 245H2V246H3ZM69 245H70V244H69ZM75 245H76V244H75ZM79 245H80V244H79ZM94 245H95V244H94ZM114 245H115V243H114ZM136 245H137V244H136ZM163 245H164V244H163ZM95 246H96V245H95ZM118 246H121V245H118ZM129 246H130V245H129ZM133 246H134V245H133ZM141 246H142V245H141ZM156 246H157V245H156ZM174 246H176V245H174ZM194 246H195V245H194ZM7 247H8V246H7ZM70 247H71V246H70ZM85 247H86V245H85ZM88 247H90V246H88ZM134 247H135V246H134ZM176 247H177V246H176ZM195 247H196V246H195ZM72 248H73V247H72ZM90 248H91V247H90ZM94 248H95V247H94ZM120 248H121V247H120ZM126 248H127V247H126ZM126 248H124V249H126ZM128 248H129V247H128ZM130 248H131V247H130ZM135 248H136V247H135ZM135 248H134V249H135ZM164 248H165V247H164ZM203 248H204V247H203ZM203 248H202V249H203ZM206 248H207V247H206ZM0 249H1V248H0ZM61 249H62V248H61ZM67 249H69V248H67ZM75 249H76V248H75ZM75 249H74V250H75ZM84 249H85V248H84ZM97 249H98V248H97ZM121 249H122V248H121ZM121 249H120V250H121ZM134 249H132V250H134ZM199 249H200V247H199ZM80 250H81V252H82V249H80ZM80 250H79V251H80ZM148 250H149V249H148ZM160 250H161V249H160ZM188 250H189V249H188ZM90 251H91V250H90ZM90 251H89V252H90ZM92 251H93V250H92ZM149 251H150V250H149ZM158 251H159V250H158ZM180 251H181V250H180ZM193 251H194V250H193ZM198 251H199V250H198ZM202 251H203V250H202ZM75 252H77V250H76ZM114 252H115V251H114ZM121 252H122V250H121ZM121 252H120V253H121ZM131 252H132V251H131ZM134 252H135V251H134ZM161 252H162V251H161ZM163 252H166V251H163ZM176 252H177V251H176ZM185 252H186V251H185ZM190 252H191V251H190ZM213 252H214V251H213ZM70 253H71V251H70ZM120 253H119V255H120ZM122 253H123V252H122ZM76 254H77V253H76ZM91 254H92V253H91ZM95 254H96V253H94V255H95ZM123 254H124V253H123ZM125 254H128V252L125 253ZM156 254H157V253H156ZM163 254H164V253H163ZM215 254H218V253L216 252ZM215 254H214V255H215ZM102 255H103V254H102ZM174 255H175V254H174ZM183 255H184V254H183ZM185 255H186V254H185ZM218 255H219V254H218ZM218 255H217V256H218ZM226 255H227V254H226ZM77 256H78V255H77ZM80 256H81V255H80ZM96 256H97V255H96ZM112 256H113V255H112ZM114 256H115V255H114ZM146 256H148V255H146ZM152 256H153V255H152ZM176 256H177V255H176ZM74 257H75V256H74ZM91 257H92V256H91ZM91 257H90V259H93V257H92V258H91ZM123 257H126V256H123ZM137 257H138V256H137ZM153 257H154V256H153ZM185 257H186V256H185ZM207 257H208V256H207ZM210 257H211V256H210ZM210 257H209V258H210ZM87 258H88V257H87ZM94 258H95V257H94ZM140 258H141V257H140ZM140 258H138V259H140ZM164 258H165V257H164ZM166 258H168V257H166ZM166 258H165V259H166ZM177 258H178V257H177ZM212 258H213V257H212ZM215 258H216V257H215ZM81 259H82V258H81ZM143 259H144V258H143ZM165 259H164V260H165ZM182 259H183V258H182ZM187 259H188V258H187ZM204 259H205V256H204ZM71 260H72V259H71ZM101 260H102V259H101ZM116 260H117V259H116ZM150 260H151V258H150ZM175 260H177L176 257H175ZM188 260H189V259H188ZM120 261H121V260H120ZM166 261H167V260H166ZM179 261H181V260L179 259ZM182 261H183V260H182ZM186 261H187V260H186ZM186 261H185V262H186ZM206 261H207V260H206ZM225 261H226V260H225ZM102 262H103V261H102ZM143 262H144V261H143ZM147 262H148V260H147ZM74 263L76 264V262H74ZM99 263H100V262H99ZM99 263H98V264H99ZM113 263H115V261H114ZM153 263H154V260H153ZM163 263H166V262L164 261ZM175 263H176V262H175ZM180 263H181V262H180ZM183 263H184V262H183ZM187 263H188V262H187ZM189 263H190V262H189ZM189 263H188V264H189ZM200 263H201V262H200ZM213 263H214V262H213ZM78 264H79V263H78ZM100 264H101V263H100ZM129 264H130V263H129ZM138 264H139V262H138ZM161 264H162V263H161ZM173 264H174V263H173ZM177 264H178V263H177ZM225 264H226V262H225ZM228 264H229V263H228Z\"/></svg>", "mask_w": 264, "mask_h": 264}]
</instances>
